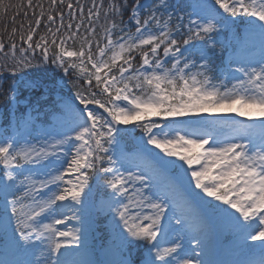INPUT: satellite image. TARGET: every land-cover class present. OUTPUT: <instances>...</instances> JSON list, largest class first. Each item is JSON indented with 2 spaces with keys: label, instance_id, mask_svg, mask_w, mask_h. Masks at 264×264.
Returning a JSON list of instances; mask_svg holds the SVG:
<instances>
[{
  "label": "snow or ice",
  "instance_id": "6c2138e0",
  "mask_svg": "<svg viewBox=\"0 0 264 264\" xmlns=\"http://www.w3.org/2000/svg\"><path fill=\"white\" fill-rule=\"evenodd\" d=\"M169 7L168 0H0V18L13 12L11 29L0 31L7 99L15 103L16 86L28 84L16 79L23 69L52 64L75 78L58 129L34 144L0 137V264H93L67 260L69 249L83 245L80 225L93 180L110 190L107 211L122 257L107 264H135L133 248L139 264H213L204 258L206 230L181 208L185 178L200 190L194 198L219 202L204 204L243 245L258 241L264 253V0L198 2L187 23L165 15ZM237 20L259 35L262 55L258 66L238 64L240 76L228 87L213 82L210 53L214 34ZM217 113L259 120L260 127L244 125L221 139L204 117ZM129 125L143 133L142 152L152 145L163 155L125 174L114 146ZM37 165L46 169L42 175L25 171ZM170 169L171 198L156 179ZM173 220L179 228L171 229Z\"/></svg>",
  "mask_w": 264,
  "mask_h": 264
},
{
  "label": "rangeland",
  "instance_id": "374dc122",
  "mask_svg": "<svg viewBox=\"0 0 264 264\" xmlns=\"http://www.w3.org/2000/svg\"><path fill=\"white\" fill-rule=\"evenodd\" d=\"M179 1V3H178ZM175 5L172 7V15L177 11L188 12L185 16L186 20H188V16L192 13L193 10L190 11V5L185 2L182 3L183 0H178ZM157 0H145L144 3L154 4ZM197 0H189L188 3H196ZM202 3H206L210 7L212 4L208 0H201ZM160 11H163L161 9ZM222 12V11H221ZM146 13V10H145ZM194 19H199V17L193 16ZM228 27H225L221 30L220 36L227 31ZM252 34L256 35V33L247 32L245 30L242 43H240L239 49L235 53H228V58L231 59V65L234 66L233 72V82L229 81L228 78H223L222 81L219 82V79L222 78V74H218L216 77H213L214 83H224L227 84L228 87H231L234 83L237 82V77H234L235 68L238 64L247 66L249 64L259 65V61L261 60V48L260 52H256L254 50L255 44L252 42ZM245 39H249V42L245 43ZM261 42V40H260ZM215 51H218V46L216 45ZM239 74V75H238ZM236 75V74H235ZM238 77L240 73H237ZM62 84V82H61ZM101 112V110L98 109ZM106 115V114H105ZM206 117V121L208 124V130L212 131L215 136H218L221 133V126L229 127L228 129L230 133L233 132L235 127L236 129L242 128L244 125H250L251 127L258 129L260 127V121L254 120L249 121L246 117H240L233 114H204ZM58 125L53 127L54 129H58L61 125L62 116H57ZM152 119L158 120L159 117H153ZM196 119H200L197 117ZM32 117L27 116V118L21 121L20 124H13L10 128V133L7 135L8 137L16 136L18 137L22 143H37L40 141L47 132H42V126L40 125L37 129L32 128ZM27 121V124L25 123ZM231 123V124H230ZM230 124V125H228ZM119 127L124 128V125H120ZM132 130L128 133H121L118 137L120 143L118 146H114L117 148L118 153H122L124 160V167L121 168V171L130 170L139 173L141 169L145 168L151 161L152 156L160 153V150L155 149L152 145H146L147 151L142 152L140 150L143 145V140L138 139L135 141V149L133 151H128L125 145L123 144V140L126 141L127 138L131 139L132 134L138 130L134 125L127 126ZM53 130L51 132H53ZM39 131V132H38ZM123 134V136H122ZM32 135H37V141H32L30 138ZM6 136L3 131L0 134V137ZM124 137V138H123ZM146 140V137L144 138ZM127 142V141H126ZM165 159H173L165 157ZM177 164H182L183 162L177 160ZM186 168L187 165H184ZM28 168H31L33 173H38L40 175L43 174L46 169L42 166H26L25 171L27 172ZM1 170V169H0ZM127 174V171H125ZM175 175V170L170 169L166 174H157L156 179L161 184V188H164L163 191L168 192L169 197L171 198L175 194V190L172 189L170 184V179ZM167 183V184H166ZM91 192L85 201L83 206L84 211L82 213V223H81V231L84 237L83 245L78 249H69L68 257H71L72 261H81L86 260L93 262V264H107L108 261L119 260L121 259L120 251L117 244L113 239V226L111 222V216L107 211V202L108 197L110 196V190L107 191L108 195L104 198H96L93 191V182L90 185ZM101 188H104L102 182L99 183ZM184 188L186 192L184 193V200L180 201L181 208L185 213L186 217H188L193 223L199 224L202 230H206V243H207V255L204 257L213 262V264H241L245 262L246 264H260V261L264 259V253L260 251V242L249 241L248 245L238 244L236 241H240L238 234L230 227L226 226L225 223L221 222L219 219L215 217V215L208 209L207 205L204 204V201H211L212 203H219L212 198L203 196L201 194L202 199L200 197H193L192 193H199V189H194V183L192 187H188L187 178L184 180ZM222 207H226L221 205ZM234 211V210H231ZM98 215L107 217V221L103 224L106 226L108 238L103 239L101 237V233L98 229ZM238 215V213L236 214ZM49 222V221H45ZM75 222H69L68 227H73ZM171 229H177L180 226L172 221ZM61 229L64 228L63 225L59 226ZM169 230V238L171 239L173 233ZM134 250H138L134 248ZM76 252V253H75ZM76 254V255H74ZM74 255V256H73ZM36 256H39V249L36 250ZM73 256V257H72ZM35 258V257H34Z\"/></svg>",
  "mask_w": 264,
  "mask_h": 264
},
{
  "label": "trees",
  "instance_id": "16d2710c",
  "mask_svg": "<svg viewBox=\"0 0 264 264\" xmlns=\"http://www.w3.org/2000/svg\"><path fill=\"white\" fill-rule=\"evenodd\" d=\"M143 1L144 0H141V2ZM208 1L210 2V4H212V6L214 5V0ZM20 2L21 0H6V3L12 5ZM83 2L87 4L89 0H83ZM105 2L107 3V0H105ZM176 2L177 0H168L170 7L167 12H165V15H167L168 13H173L172 7L176 4ZM184 2L189 5L195 4L188 3L189 0H183L182 3ZM198 2H201V0H197L196 3ZM191 10L192 8L190 9V11ZM187 13L188 12L184 13L183 11H177L175 14H173V17L175 18L176 16H183L185 18ZM12 15V9L9 8L7 15L0 18V31H4L5 28H7L8 30L11 29L12 25L9 23V20ZM185 23H187L186 18ZM124 24L126 27H130L134 31V27L132 26L131 22L127 20V17H125ZM242 25L243 24L239 23V21L231 25V28L233 30L232 41H235L236 38H240V27ZM41 31H43V28L41 29ZM214 38L216 40V45L218 46V51L213 50L210 53L209 62L213 67V71L210 73L212 77H216L219 74V70L224 67L223 53L226 49L225 36L223 38L222 36H220V33H218L214 34ZM38 56L39 51H37V58ZM8 75L10 74H4V76ZM16 79L26 81L28 82V84L22 82L16 86L15 103L7 99L9 95L8 89L11 81L6 82V80L0 79V129L2 127H9L13 120H15L16 122H20V120L24 118L26 113L30 111L35 117L34 121L32 122L33 127L37 129L41 125V134H43L42 132H51L53 130V127H56L58 125L56 119L57 116H62L61 105L65 101H68V99H73L74 90L72 88V80H74L75 78L64 76L59 69H56L55 65L41 64L39 65V67L23 69L18 74ZM31 81H36V86H28ZM61 82L63 84H61ZM99 110H101V112L103 111L102 109ZM141 134L143 133L140 129H138L132 134L131 139L127 138V142L123 140V144L126 145L127 148L134 147L133 141ZM32 138L34 141L38 140L36 139L35 135H33ZM93 190L96 198L106 195V189L101 188L99 186V183H97L95 180H93ZM101 229L104 231V228ZM139 258V251L136 255L132 256L135 264H139Z\"/></svg>",
  "mask_w": 264,
  "mask_h": 264
},
{
  "label": "bare ground",
  "instance_id": "6f19581e",
  "mask_svg": "<svg viewBox=\"0 0 264 264\" xmlns=\"http://www.w3.org/2000/svg\"><path fill=\"white\" fill-rule=\"evenodd\" d=\"M166 184H167V183H166ZM162 190H163V189H162ZM69 252H71V251H69ZM75 253H76V252H75ZM74 255H76V254H74ZM74 255H73V256H74ZM73 256H72V257H73ZM67 260L70 261V262H72L71 257H68Z\"/></svg>",
  "mask_w": 264,
  "mask_h": 264
}]
</instances>
